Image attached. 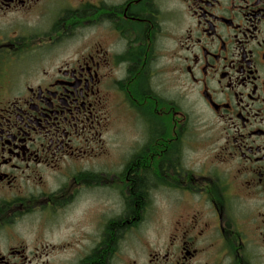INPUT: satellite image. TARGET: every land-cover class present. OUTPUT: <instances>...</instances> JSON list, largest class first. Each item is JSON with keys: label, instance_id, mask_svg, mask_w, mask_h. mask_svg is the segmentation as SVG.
Instances as JSON below:
<instances>
[{"label": "flooded vegetation", "instance_id": "1", "mask_svg": "<svg viewBox=\"0 0 264 264\" xmlns=\"http://www.w3.org/2000/svg\"><path fill=\"white\" fill-rule=\"evenodd\" d=\"M0 264H264V0H0Z\"/></svg>", "mask_w": 264, "mask_h": 264}, {"label": "rangeland", "instance_id": "2", "mask_svg": "<svg viewBox=\"0 0 264 264\" xmlns=\"http://www.w3.org/2000/svg\"><path fill=\"white\" fill-rule=\"evenodd\" d=\"M149 220H150V222L152 223V224H156L157 223V220H158V215L157 216H154L153 214H151L150 216H149Z\"/></svg>", "mask_w": 264, "mask_h": 264}]
</instances>
